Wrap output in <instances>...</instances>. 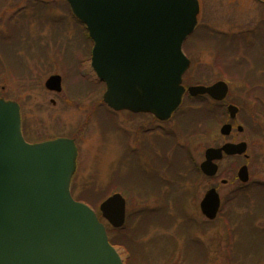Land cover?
<instances>
[{
    "label": "rangeland",
    "instance_id": "obj_1",
    "mask_svg": "<svg viewBox=\"0 0 264 264\" xmlns=\"http://www.w3.org/2000/svg\"><path fill=\"white\" fill-rule=\"evenodd\" d=\"M196 1V28L183 44L189 67L182 85L210 86L221 81L228 92L219 103L206 96L190 98L184 94L168 122L158 123L145 115L111 112L102 105L104 89L96 84L89 66L91 43L83 27L73 21L64 0H0V98L21 106L27 140H75L74 197L100 217L98 208L105 198L98 193L107 192V197L120 194V186L115 189L113 184L117 174L120 179L154 177L159 184L166 212H160L163 204L152 198L132 207V213L145 210L149 216L154 210L160 214L155 216L160 222H153L137 235L133 264H227V260L255 264L256 254L264 256V211H259L264 207V113L257 117L253 108H260L249 101L264 108V101L257 99L264 94V0ZM219 41L223 43H216ZM51 75L61 78L58 95L44 88ZM226 105L237 108L233 119L227 115ZM200 109L213 120L203 121L205 127L202 123L197 126L203 127V133L189 139L181 154L188 170L171 180L165 168L175 160L176 150L185 146L186 140L179 133L187 122L183 115ZM225 124L231 125V132L223 137L219 130ZM141 139L146 140L147 157L142 141L140 149L137 147ZM224 143H244L246 152L221 161L215 177H204L198 166L205 149ZM242 166L248 167L246 184L236 177ZM222 180L225 185H221ZM210 188L220 197L221 216L208 222L198 205ZM239 189L245 192L240 195L245 199L242 204L234 199L239 191L232 194ZM221 217L229 220L230 242ZM106 227L111 238L113 229ZM137 227V220L127 227V239ZM236 245H240L237 263ZM115 249L123 261L127 259L122 247Z\"/></svg>",
    "mask_w": 264,
    "mask_h": 264
},
{
    "label": "water",
    "instance_id": "obj_2",
    "mask_svg": "<svg viewBox=\"0 0 264 264\" xmlns=\"http://www.w3.org/2000/svg\"><path fill=\"white\" fill-rule=\"evenodd\" d=\"M93 42L90 66L105 85L103 102L114 111L148 113L168 120L181 103V78L189 61L181 47L195 26L196 0H66ZM47 90L59 93L61 79L50 76ZM190 97L207 95L222 101L224 82L187 88ZM237 108L229 105L233 119ZM241 131V128H237ZM231 125L219 134L226 137ZM244 143L208 148L199 169L206 177L217 173L223 156H241ZM72 140L55 139L27 144L20 132L19 107L0 99V264H122L109 245L104 226L86 205L72 199L69 184L76 168ZM238 180H249L246 166ZM226 181L222 180L221 185ZM220 207L215 189L205 192L201 214L212 221ZM113 227L125 221L120 194L99 206Z\"/></svg>",
    "mask_w": 264,
    "mask_h": 264
},
{
    "label": "trees",
    "instance_id": "obj_3",
    "mask_svg": "<svg viewBox=\"0 0 264 264\" xmlns=\"http://www.w3.org/2000/svg\"><path fill=\"white\" fill-rule=\"evenodd\" d=\"M213 43L215 45V41L214 40H213ZM216 43H223V42L219 41V42H216ZM54 57H55L56 61L59 60V58L56 55ZM207 114L210 117L212 116L211 114L205 112L203 109H200L197 112L188 113L187 115H185V114L183 115L184 117H186L187 122L182 126V130L179 129V133H180L182 139L186 140V143L184 144L185 146H182L180 149L176 150V153L173 156L175 158V160L172 161V163L165 168L169 179H171V180L178 179L179 178V174H184L185 171L188 170V169L186 170V167L183 164V160L181 159L182 158L181 154H183L184 151L186 150L187 145H188L187 141L189 139L195 137L196 135H200L201 133H203L201 131V129H203V127H201V125H200V129H197V126L200 123H202L203 121L207 122V123L209 121L212 122L213 118L208 117ZM205 125H207V124H205ZM205 125H203V123H202V126L205 127ZM178 154H180V155L178 156ZM225 160H230V158H226ZM152 164L156 165V163H152ZM185 175H187V178H189L190 174L186 173ZM115 177L116 178L114 179L113 184L117 185V186H115V189H117V187L120 186V189H119L120 194L126 196L125 199H126V203H127L128 213H127V219H126L125 225L121 229H118V230H114L113 229L112 232L114 233V235L111 236V238H109V241H110V244L113 247H117V248L118 247H122L125 255L127 256V259L124 260V264H133L132 262L135 259V254L134 253H135V250H136L135 249L136 245H133V244H134L135 240H137L136 239L137 235L141 236L140 232L142 233V229L143 230L146 229V231H147L149 225L151 226V224L153 222H156L157 220H159V222H160V219L156 218L155 216H159L160 215L159 211L160 212H166V211H164L165 206H166V204L164 205V203H166V200H165V198L161 197L159 184L156 182L154 177H152L150 180L149 179H144L145 181L142 180L141 177H132V176H130V177H126V178L120 179L118 174ZM245 186H243V187H245ZM238 191H239V193H238ZM258 191H260V193L258 192L260 195L263 194V193H261V192H263L262 189L258 190ZM72 192H73V188H72ZM106 193L107 192H105V193L99 192L98 193V195H99L98 197L106 198L107 195L104 196ZM237 193L239 194V196L234 195V194H237ZM244 193L245 192H243L240 189L236 190V191H234L232 193L235 196L234 199H235V201H237V203L242 204V202L245 200V199H243V197L240 198V195L242 196ZM151 198L155 199V203L161 202L163 204V208H159L158 212L154 211V210L149 211L151 213L150 214L151 216L149 215L150 217L146 216L148 211H145V210L141 211V213H136V212L132 213V211L134 210L132 208L135 205L134 203H148V201ZM78 201H80V200L78 199ZM129 210L131 211L130 213H129ZM259 211H264V207L260 208ZM221 219H222L223 225H224L227 233L229 234L228 237H229V242H230V233H229V225H228L229 224V220H227V219H225L223 217H221ZM136 220L139 223V228L138 227L135 228L133 230V232H132L131 239H127V237L130 234V231L127 229V227L128 226L130 227L131 223L136 221ZM136 229H137V231H135ZM128 232H129V234H128ZM238 235L240 236V233H238ZM239 247H240V245H236V247H235L237 249L236 258L233 257L232 255H229V258H235L234 260L236 261V263L238 261L240 262V260L238 258V255L240 253L239 252ZM248 252H250V251H248ZM246 256H247V254H246ZM254 260H255V262H254L255 264L256 263L257 264H261L264 261V256L261 257V256H259V254H256V257L254 258ZM231 262H233V261H230V260L228 261L227 260V264H231ZM251 262H252V260H251ZM241 263H237V264H241Z\"/></svg>",
    "mask_w": 264,
    "mask_h": 264
},
{
    "label": "flooded vegetation",
    "instance_id": "obj_4",
    "mask_svg": "<svg viewBox=\"0 0 264 264\" xmlns=\"http://www.w3.org/2000/svg\"><path fill=\"white\" fill-rule=\"evenodd\" d=\"M66 8L68 9V7L66 6ZM185 54V53H184ZM185 56L188 58V55H186L185 54ZM52 94H56V95H58L59 93H61V91L59 92V93H55V92H51ZM248 93H246V95H247ZM258 100H260V101H264V94L263 93H261V96L260 97H258L257 98ZM252 104H253V106H258L259 108H260V110L258 109H256V108H253V110H254V112H256L255 114L257 115V117H259V118H261V115H260V113L262 114V113H264V108H263V105L262 104H260V105H258L259 103L257 102V101H251V100H249ZM227 106L228 105H226V108H227ZM19 107H20V113H21V106L19 105ZM117 113H127V114H129L130 116H134V117H136V116H143V115H145V116H148V117H150V119H153V120H156V119H154L151 115H148V114H138V115H136V114H131V113H129V112H127V111H121V112H117ZM21 115H22V113H21ZM157 121V120H156ZM158 123H166V122H159V121H157ZM168 122V121H167ZM22 134H23V137H24V139L27 141V142H29V143H36V142H41V141H29V140H27V137H26V134L24 133V129H22ZM69 138V137H68ZM44 141V140H43ZM141 141H142V139L140 140V142H138L137 141V143H138V146L137 147H139V149H140V145H139V143H141ZM143 143H144V148H141L142 149V151H145V153H144V155L147 157V155H146V140L144 139V141H142ZM137 143H134V146L137 144ZM129 147H130V145H129ZM132 147L133 146H131V148H130V151H132L131 153H134L135 151H133V149H132ZM136 147V146H135ZM220 210H221V204H220V207H219V211H218V214H217V216H216V218L217 217H220L221 215H220ZM215 218V219H216Z\"/></svg>",
    "mask_w": 264,
    "mask_h": 264
}]
</instances>
